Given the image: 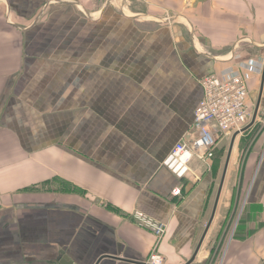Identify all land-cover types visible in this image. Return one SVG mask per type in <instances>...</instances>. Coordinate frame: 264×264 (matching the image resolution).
Listing matches in <instances>:
<instances>
[{
  "label": "crops",
  "instance_id": "obj_1",
  "mask_svg": "<svg viewBox=\"0 0 264 264\" xmlns=\"http://www.w3.org/2000/svg\"><path fill=\"white\" fill-rule=\"evenodd\" d=\"M209 75L247 79L255 124L234 156L259 130L231 155L196 255L234 136L184 179L163 163L192 141ZM250 182L251 237L226 264H264V0H0V264H214Z\"/></svg>",
  "mask_w": 264,
  "mask_h": 264
},
{
  "label": "built area",
  "instance_id": "obj_2",
  "mask_svg": "<svg viewBox=\"0 0 264 264\" xmlns=\"http://www.w3.org/2000/svg\"><path fill=\"white\" fill-rule=\"evenodd\" d=\"M203 97L199 103L193 123L191 144L186 141L174 146L163 165L179 179L190 171L194 159L206 162L213 157L219 138L241 132L251 118L247 104L249 96L247 79L243 76L218 78L209 75L201 80ZM178 190L175 194H179ZM133 219L139 227L151 231L158 242L166 233V226L135 211ZM164 257L157 253L149 256L146 264H165Z\"/></svg>",
  "mask_w": 264,
  "mask_h": 264
},
{
  "label": "rangeland",
  "instance_id": "obj_3",
  "mask_svg": "<svg viewBox=\"0 0 264 264\" xmlns=\"http://www.w3.org/2000/svg\"><path fill=\"white\" fill-rule=\"evenodd\" d=\"M251 136V134L249 135V137ZM249 137L247 138V140L249 139ZM254 138L252 137V139H250L249 143L247 144V149H246V152H243L242 153V156L241 154L238 155L236 154L235 156H240L244 159H246V157H248L250 151H251V147L253 146H250V142L253 140ZM224 160H223V166H224V163H225V159H226V155H227V152H228V148H229V143L226 142V144L224 145ZM236 148V147H235ZM234 151V149H233ZM246 153V154H245ZM234 156V152L232 153V159L234 161L233 158H235ZM240 157H236L237 160H239V164H238V167H237V174L240 175L241 173H244V161L243 160H240ZM233 161H230V162H233ZM243 161V163H242ZM242 168V171H240ZM260 168V166H257V170ZM256 173V172H255ZM221 178L222 176L220 177L219 176V179L216 181L217 183L216 184H219L220 185V182H221ZM238 177L234 178L233 181H230L229 182V185L232 183V187L231 189H237L239 187V181H238ZM252 181V180H251ZM252 183L250 182V186L249 187V191L247 192V194H243L241 195L239 198H238V201H237V198H236V193L234 192L233 196L231 197V200L229 199V202L231 203V206L229 208V210L227 209V212L228 214H225L226 215V219L222 220V222L224 221V225L222 226V230H221V234L219 235L218 238H220V236L222 235V233L224 234V228L226 229L225 231V234H224V240L222 242V244H215V249H216V256H215V261H214V264H226V260H227V256L228 254L231 252V248H233V241L238 239L240 236L239 234L241 233V230L243 229L244 226V221L245 220H249L247 218V214L250 210V201H251V196L254 194H251L250 192V189L252 187L251 185ZM235 186V187H234ZM218 189H219V186H218ZM238 202L237 203V206H236V209L235 211H233V208H234V202ZM226 213V212H225ZM244 231V230H243ZM245 233V232H243ZM245 235L244 238H249L251 237V234L249 233H246V234H243ZM242 235V236H243ZM223 236V235H222ZM241 236V237H242ZM226 241L228 243H226ZM253 246L255 247V244L254 245H248L246 246V249L248 248V253L249 251L253 250ZM231 249V250H230ZM214 252V250H213ZM248 263H254V261L250 260Z\"/></svg>",
  "mask_w": 264,
  "mask_h": 264
},
{
  "label": "water",
  "instance_id": "obj_4",
  "mask_svg": "<svg viewBox=\"0 0 264 264\" xmlns=\"http://www.w3.org/2000/svg\"><path fill=\"white\" fill-rule=\"evenodd\" d=\"M254 124H255V118L252 120L251 124H249L245 129L242 130V133L244 134L245 132L250 130L254 126ZM238 136H239V133H236L234 135L233 139H232L230 150H229L228 157H227V161H226V164H225V167H224V171H223V174H222V178H221V182H220V185H219L214 211H213L212 217H211V219L209 221V224H208V226L206 228V232H205L204 238H203L201 244L199 245V247L197 249L196 255L199 252V250H200V248L202 246V243H203V241L205 239V236H206L207 232L209 231V229H210V227H211V225H212V223L214 221V218H215V215H216V212H217V209H218L219 201H220V198H221V195H222V192H223V188H224V185H225V181H226V177H227V173H228L229 162H230V158H231V155H232L233 147L235 145V140H236V138Z\"/></svg>",
  "mask_w": 264,
  "mask_h": 264
},
{
  "label": "trees",
  "instance_id": "obj_5",
  "mask_svg": "<svg viewBox=\"0 0 264 264\" xmlns=\"http://www.w3.org/2000/svg\"><path fill=\"white\" fill-rule=\"evenodd\" d=\"M258 130H259V126H257L255 128V130L252 132V135L249 137L247 144L249 143L250 139H252V137L254 138V136L257 134Z\"/></svg>",
  "mask_w": 264,
  "mask_h": 264
}]
</instances>
